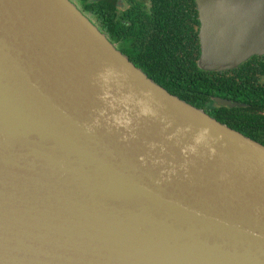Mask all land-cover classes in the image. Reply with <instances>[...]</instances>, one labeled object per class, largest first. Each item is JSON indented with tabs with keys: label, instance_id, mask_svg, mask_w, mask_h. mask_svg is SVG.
Returning a JSON list of instances; mask_svg holds the SVG:
<instances>
[{
	"label": "water",
	"instance_id": "95a60500",
	"mask_svg": "<svg viewBox=\"0 0 264 264\" xmlns=\"http://www.w3.org/2000/svg\"><path fill=\"white\" fill-rule=\"evenodd\" d=\"M196 3L201 67L264 54V0ZM0 264H264V145L74 2L0 0Z\"/></svg>",
	"mask_w": 264,
	"mask_h": 264
},
{
	"label": "flooded vegetation",
	"instance_id": "af4514ba",
	"mask_svg": "<svg viewBox=\"0 0 264 264\" xmlns=\"http://www.w3.org/2000/svg\"><path fill=\"white\" fill-rule=\"evenodd\" d=\"M105 1L104 33L136 67L150 79L166 70L174 72L167 77L181 78L184 71L188 82L195 78L205 85L200 92L184 88L181 93L193 98L184 101L264 145V54L231 68L206 69L199 65L202 22L196 0Z\"/></svg>",
	"mask_w": 264,
	"mask_h": 264
},
{
	"label": "trees",
	"instance_id": "16d2710c",
	"mask_svg": "<svg viewBox=\"0 0 264 264\" xmlns=\"http://www.w3.org/2000/svg\"><path fill=\"white\" fill-rule=\"evenodd\" d=\"M79 2H81L82 4H84L83 7H81V8L79 7V9L82 12H84L86 15H90L92 18H94L93 17V15H94L95 18H96V21H93L91 19V17H90V19L104 33L102 24L104 22L105 12H106L107 6H108L107 5V2L105 0H100V1L94 2L92 4H90V3L89 4H85L84 0H79ZM89 12L92 13L93 15H91ZM100 23H101V25H100ZM165 72L166 73L164 75L155 76V78H154V75H153L152 80L154 82H156L157 84H159L160 86L164 87L170 93L177 95L182 100H187L188 99L190 101H193V98L188 97V96L185 97L184 96L185 94L181 93V92H185L184 91V88H186V87L187 88H190V89L193 88L194 90L191 91V92H195V91L200 92L205 87V85H203V87L201 88L200 87V83L199 82H196V79L195 78H193L192 80H189V82H188L187 81V75L184 73V71H182L183 73H182L181 78L173 77V76L172 77H167V73L168 74H171V73H174V72L169 71V70H166Z\"/></svg>",
	"mask_w": 264,
	"mask_h": 264
},
{
	"label": "rangeland",
	"instance_id": "374dc122",
	"mask_svg": "<svg viewBox=\"0 0 264 264\" xmlns=\"http://www.w3.org/2000/svg\"><path fill=\"white\" fill-rule=\"evenodd\" d=\"M70 1L74 2L78 7H80V5H79V1H78V0H70ZM88 16L91 17L90 15H88ZM91 19H92L93 21H95L94 18L91 17Z\"/></svg>",
	"mask_w": 264,
	"mask_h": 264
},
{
	"label": "clouds",
	"instance_id": "9594fccd",
	"mask_svg": "<svg viewBox=\"0 0 264 264\" xmlns=\"http://www.w3.org/2000/svg\"><path fill=\"white\" fill-rule=\"evenodd\" d=\"M208 130L207 129H205V132H207ZM202 138V137H201ZM198 142H199V139H198Z\"/></svg>",
	"mask_w": 264,
	"mask_h": 264
}]
</instances>
